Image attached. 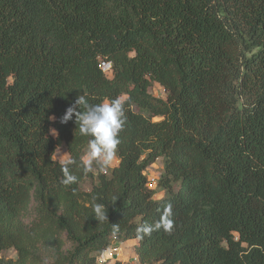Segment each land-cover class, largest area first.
Listing matches in <instances>:
<instances>
[{
    "label": "trees",
    "instance_id": "16d2710c",
    "mask_svg": "<svg viewBox=\"0 0 264 264\" xmlns=\"http://www.w3.org/2000/svg\"><path fill=\"white\" fill-rule=\"evenodd\" d=\"M79 95L126 120L117 165L64 186ZM166 203L173 231L139 239ZM130 240L139 264H264V0H0V264H98Z\"/></svg>",
    "mask_w": 264,
    "mask_h": 264
},
{
    "label": "clouds",
    "instance_id": "9594fccd",
    "mask_svg": "<svg viewBox=\"0 0 264 264\" xmlns=\"http://www.w3.org/2000/svg\"><path fill=\"white\" fill-rule=\"evenodd\" d=\"M83 107V111H81ZM75 118L81 136L89 137L87 148L79 157L71 156L67 152L56 153L62 160L60 183L71 186L78 180L74 168H81L84 173L92 172L94 167L104 172L113 166L116 161L117 147L120 144L119 133L122 130L126 116L122 98H113L97 104H89L83 95L76 97L75 101L66 108L59 118L61 124H66ZM53 119H55L53 117ZM54 132V130H53ZM55 152V151H54ZM93 215L98 221L107 220V211L102 204H93ZM174 212L171 203H166L160 210L159 219L154 223H143L136 229L137 237L143 239L153 231L163 230L171 233L174 228ZM113 231H119V225H112Z\"/></svg>",
    "mask_w": 264,
    "mask_h": 264
},
{
    "label": "rangeland",
    "instance_id": "374dc122",
    "mask_svg": "<svg viewBox=\"0 0 264 264\" xmlns=\"http://www.w3.org/2000/svg\"><path fill=\"white\" fill-rule=\"evenodd\" d=\"M149 92L152 96L154 97H158V98H165V93L163 91V89L156 83H153L152 86L149 89ZM50 133L52 135H54L55 133L53 132V129H50ZM63 153L66 152L65 146L61 145L60 147H58L53 155V159L62 163L61 159L57 158L56 153L59 152ZM118 163L117 159L114 163L113 166H116ZM110 167V168H111ZM162 170V162L161 159L156 160L153 164H151L145 171V174L147 177H153V178H158L160 172ZM82 188L84 190H88L89 189V183L88 182H84L82 185ZM120 246V252L118 254V256L114 257L113 259L109 260L106 264H139L135 258L134 255V243L133 242H125V243H119L118 244ZM1 256L3 258H13L15 256V253L13 250H7V251H3L1 253Z\"/></svg>",
    "mask_w": 264,
    "mask_h": 264
},
{
    "label": "built area",
    "instance_id": "2783aa9c",
    "mask_svg": "<svg viewBox=\"0 0 264 264\" xmlns=\"http://www.w3.org/2000/svg\"><path fill=\"white\" fill-rule=\"evenodd\" d=\"M101 70L109 75L110 74V64L106 62L100 63ZM156 185V178L153 177H147V186L150 189L155 188ZM119 243H116L115 241L112 242L111 246L104 251L101 255L98 256L97 262L98 264H106L109 260L113 259L114 257L118 256L120 252V246Z\"/></svg>",
    "mask_w": 264,
    "mask_h": 264
},
{
    "label": "crops",
    "instance_id": "0c3cea01",
    "mask_svg": "<svg viewBox=\"0 0 264 264\" xmlns=\"http://www.w3.org/2000/svg\"><path fill=\"white\" fill-rule=\"evenodd\" d=\"M127 242H133V243H134V245H135V242H134L133 240H130V241H127Z\"/></svg>",
    "mask_w": 264,
    "mask_h": 264
}]
</instances>
